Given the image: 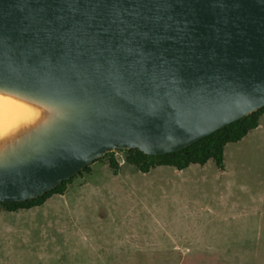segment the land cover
I'll return each mask as SVG.
<instances>
[{"label":"water","instance_id":"water-1","mask_svg":"<svg viewBox=\"0 0 264 264\" xmlns=\"http://www.w3.org/2000/svg\"><path fill=\"white\" fill-rule=\"evenodd\" d=\"M0 90L64 111L0 160V204L179 152L264 107V0H0Z\"/></svg>","mask_w":264,"mask_h":264},{"label":"rangeland","instance_id":"rangeland-1","mask_svg":"<svg viewBox=\"0 0 264 264\" xmlns=\"http://www.w3.org/2000/svg\"><path fill=\"white\" fill-rule=\"evenodd\" d=\"M107 159L63 196L0 211V264H264V116L213 161L147 174Z\"/></svg>","mask_w":264,"mask_h":264},{"label":"trees","instance_id":"trees-1","mask_svg":"<svg viewBox=\"0 0 264 264\" xmlns=\"http://www.w3.org/2000/svg\"><path fill=\"white\" fill-rule=\"evenodd\" d=\"M264 116V107L258 111L235 121L215 133L201 139L191 146L179 152L159 156H147L138 150H119L122 153V165L133 167L141 174H147L152 169L159 167H170L176 171H184L189 166H205L209 161H213L219 170H223L224 148L228 144L240 142L250 132L256 130L260 124L261 117ZM114 153L104 155L99 160L107 159L108 167L114 172L118 171L119 162ZM95 161V162H97ZM90 165L84 168L73 178L62 182L60 185L45 193L44 195L20 203H1L0 211L6 213H16L18 211H29L43 206L53 196H62L67 190V186L74 178L83 173H89Z\"/></svg>","mask_w":264,"mask_h":264},{"label":"bare ground","instance_id":"bare-ground-1","mask_svg":"<svg viewBox=\"0 0 264 264\" xmlns=\"http://www.w3.org/2000/svg\"><path fill=\"white\" fill-rule=\"evenodd\" d=\"M63 114L57 107L0 90V160Z\"/></svg>","mask_w":264,"mask_h":264},{"label":"built area","instance_id":"built-area-1","mask_svg":"<svg viewBox=\"0 0 264 264\" xmlns=\"http://www.w3.org/2000/svg\"><path fill=\"white\" fill-rule=\"evenodd\" d=\"M115 154H117L116 152H115ZM120 157V156H119ZM121 158V157H120ZM121 164H122V162H121Z\"/></svg>","mask_w":264,"mask_h":264},{"label":"crops","instance_id":"crops-1","mask_svg":"<svg viewBox=\"0 0 264 264\" xmlns=\"http://www.w3.org/2000/svg\"><path fill=\"white\" fill-rule=\"evenodd\" d=\"M261 118H262V117H261ZM259 125H260V124H259ZM258 127H259V126H258ZM62 196H63V195H62ZM50 199H51V198H50ZM50 199H49V200H50Z\"/></svg>","mask_w":264,"mask_h":264}]
</instances>
